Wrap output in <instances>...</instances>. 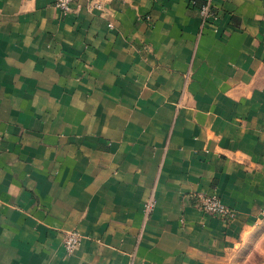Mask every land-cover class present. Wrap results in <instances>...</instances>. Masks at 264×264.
Instances as JSON below:
<instances>
[{
	"label": "crops",
	"instance_id": "obj_1",
	"mask_svg": "<svg viewBox=\"0 0 264 264\" xmlns=\"http://www.w3.org/2000/svg\"><path fill=\"white\" fill-rule=\"evenodd\" d=\"M91 1L0 0V264H237L264 235V0L206 25L208 0Z\"/></svg>",
	"mask_w": 264,
	"mask_h": 264
},
{
	"label": "built area",
	"instance_id": "obj_2",
	"mask_svg": "<svg viewBox=\"0 0 264 264\" xmlns=\"http://www.w3.org/2000/svg\"><path fill=\"white\" fill-rule=\"evenodd\" d=\"M79 2L80 0H56V7L60 9L64 15H69L73 12L74 6ZM89 9L91 11H102L104 7L99 0H92L89 4ZM200 13L203 25H206L212 19H216V15L212 11V0H208L207 3L202 6ZM192 199L198 201L197 207L206 214L221 217L227 222H233L238 218L237 210L224 203L217 196L198 194L197 196H193ZM155 207L156 204L153 199L145 203L143 211L146 219L153 214ZM82 239L83 237L78 231L67 233L64 239L66 251L69 254L73 253L82 243Z\"/></svg>",
	"mask_w": 264,
	"mask_h": 264
},
{
	"label": "rangeland",
	"instance_id": "obj_3",
	"mask_svg": "<svg viewBox=\"0 0 264 264\" xmlns=\"http://www.w3.org/2000/svg\"><path fill=\"white\" fill-rule=\"evenodd\" d=\"M237 264H264V235L244 249Z\"/></svg>",
	"mask_w": 264,
	"mask_h": 264
}]
</instances>
